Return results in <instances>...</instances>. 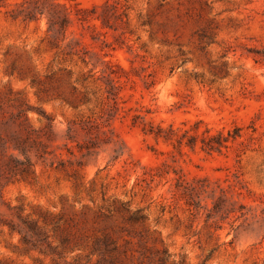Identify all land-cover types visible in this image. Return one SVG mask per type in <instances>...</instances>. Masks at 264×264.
<instances>
[{"label": "rangeland", "instance_id": "obj_1", "mask_svg": "<svg viewBox=\"0 0 264 264\" xmlns=\"http://www.w3.org/2000/svg\"><path fill=\"white\" fill-rule=\"evenodd\" d=\"M35 1L0 0V264H264V0H76L108 26L73 16L59 48ZM198 121L241 137L179 153L142 130ZM179 175L232 212L193 214Z\"/></svg>", "mask_w": 264, "mask_h": 264}, {"label": "trees", "instance_id": "obj_2", "mask_svg": "<svg viewBox=\"0 0 264 264\" xmlns=\"http://www.w3.org/2000/svg\"><path fill=\"white\" fill-rule=\"evenodd\" d=\"M108 7V2L104 3L101 8L106 11ZM99 7H94L91 10L84 9L80 6L76 0H37L35 1V6L29 9L26 13L25 18L30 20L37 19V15H45L48 19V35L50 37V43L54 48H59L60 43L66 40L68 30L73 23V16L80 22H89L90 20H99L102 22L103 27L108 26V18L106 17V12L104 14L98 13ZM71 51L68 54L78 55L79 59L84 63L88 64L85 56H81L78 50H74L75 47L68 45ZM114 72L110 74V78L106 82V92L109 96H114V90L116 89L115 82L118 77ZM113 75V76H112ZM96 83L101 80L97 73H93L86 77L84 81L89 83V80ZM119 82V81H118ZM73 93H76V88L73 87ZM58 98L63 95L58 93ZM107 98L110 99V97ZM76 100V99H75ZM80 102L87 103L90 102L88 93L85 94ZM68 104H71L77 108L75 101L66 99ZM134 126H138L137 120L144 119L142 114H138L134 118ZM90 122V121H89ZM86 121L80 123L74 122L70 125L68 129L69 139L73 140L72 132H74V126H80L85 129L84 125ZM138 124V125H137ZM202 121H198L192 126L186 128L175 129L172 125L169 128H164L161 125L154 126L152 122L144 123L142 128L145 135L152 136L155 140H163L164 142L172 145L174 149L182 153L184 147L195 151L197 147L208 154L213 153H223L224 149L229 148L231 142H235L241 137V129L235 127L233 131H228L227 135L223 130L213 132L211 128L204 124ZM51 121L47 124V128L50 131ZM44 145V144H43ZM21 152L25 153V148H20ZM176 194L184 200L187 208L193 214L200 213L202 210L208 211L207 217L208 221L213 218V216L218 214L230 213V209H227V199L226 190L220 184L212 183L207 177L194 178L192 181L186 179L183 175H179L176 179ZM240 194V193H238ZM209 200H211L213 207L210 208ZM241 205V210H242ZM241 212V218L244 217V213ZM235 211V210H234ZM142 218V217H141ZM240 218V216L238 217Z\"/></svg>", "mask_w": 264, "mask_h": 264}]
</instances>
